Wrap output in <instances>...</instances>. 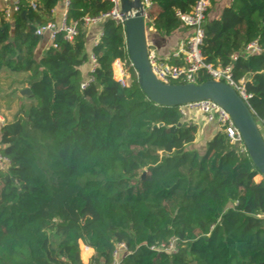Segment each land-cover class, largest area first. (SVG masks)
<instances>
[{"label":"trees","instance_id":"1","mask_svg":"<svg viewBox=\"0 0 264 264\" xmlns=\"http://www.w3.org/2000/svg\"><path fill=\"white\" fill-rule=\"evenodd\" d=\"M197 1L152 0L155 31L180 30L177 13ZM59 3L37 0L33 9L23 2L11 17L0 11V72L25 74L11 93L19 110L0 123L8 159L0 168V264H84L81 242L95 251V264H113L121 243L123 264H264V177L256 179L248 153L220 129L200 153L193 147L198 125L178 107L152 102L134 68L123 86L114 63L129 62L125 32L111 18L92 50L94 79L81 87L88 77L80 67L89 60L84 18L110 12V1L71 0L67 21L77 23V35L69 41L59 33L38 58L36 31L56 21ZM204 29V62L246 79L259 124L264 0H229ZM254 41L261 51L243 56ZM209 79L202 69L195 81ZM27 87L32 95H21ZM172 242L174 250L160 249Z\"/></svg>","mask_w":264,"mask_h":264},{"label":"built area","instance_id":"2","mask_svg":"<svg viewBox=\"0 0 264 264\" xmlns=\"http://www.w3.org/2000/svg\"><path fill=\"white\" fill-rule=\"evenodd\" d=\"M107 1H110L113 4L112 10L100 17H85L84 21L87 25L101 24L107 18H111L116 22L122 24L123 14H121V1ZM141 1L144 5L145 15L147 17L148 11L153 5L152 0ZM0 2L8 5L3 9L7 17H11L12 14L19 9L20 5L23 2H30V5L33 9L37 8V0H0ZM64 3L65 11L60 22L49 21L45 25L39 27L36 31V33L40 36H43L45 32H48L51 40V45H55L54 41L56 40L59 33H64L65 38L69 41H73L78 33L77 23H68L67 21V9L71 3V0H65ZM210 6V0H198L191 12L186 14L180 12L177 13L178 17L183 22L184 27H188L191 29L190 35L181 42L179 50L174 55V57L181 60L182 63L173 64L169 61V58L161 57L156 50L150 48L149 60L152 70L158 77V79L163 82L179 83V81L196 82L195 80L198 73L202 69H205L211 76V79L222 81L231 85L237 90L241 97L246 102H248V100L251 98V94H249L246 90V79L236 80L234 78L231 66L225 68H216L212 64L204 62L202 54V45L205 36L204 24L207 19V13ZM97 42L95 43V45L97 44ZM260 51L261 48L259 47L257 41H254L246 46L244 52H242V55L248 56ZM90 61L92 63L90 73H92L98 66L97 59L93 52L90 54ZM114 66L115 71L118 73V77L116 79L123 86H128L130 69L134 68L132 62L130 60L128 62L117 59L114 63ZM93 79L94 77L92 75H89V77L82 82L81 87H86L91 81H93ZM178 108L181 115L187 121L193 122V118L197 115H200L204 117L206 121L214 123L217 126V129L223 130L225 132L231 145L238 147V150L241 153H247V148L243 142V138L239 129L235 125L230 114L219 104L211 100H201L178 106ZM0 123H3V121ZM258 125L264 138V119ZM7 162L8 159L0 152V168H3ZM160 249L174 250L173 242L170 244L168 249H166V247L164 246ZM122 251H126V246L124 243L118 245L114 253L113 264H123Z\"/></svg>","mask_w":264,"mask_h":264},{"label":"water","instance_id":"3","mask_svg":"<svg viewBox=\"0 0 264 264\" xmlns=\"http://www.w3.org/2000/svg\"><path fill=\"white\" fill-rule=\"evenodd\" d=\"M122 26L125 32L128 58L137 74L145 95L160 106L178 107L190 102L211 100L223 107L239 129L247 153L264 177V138L248 103L231 85L209 79L202 83H166L158 79L149 60L150 44L147 33L145 8L141 0H120ZM185 27H182V29ZM21 95H32L27 87ZM163 124L161 123L160 126ZM145 173L142 174V177Z\"/></svg>","mask_w":264,"mask_h":264},{"label":"crops","instance_id":"4","mask_svg":"<svg viewBox=\"0 0 264 264\" xmlns=\"http://www.w3.org/2000/svg\"><path fill=\"white\" fill-rule=\"evenodd\" d=\"M65 0H60L59 5L55 8L54 18L56 22H60L63 13L65 11ZM229 3V0H220L214 6L211 4L207 19H213L219 17L225 5ZM6 4L0 2V11L3 10ZM148 41L150 47L156 50L161 57L169 58L171 63L176 62L178 59L174 57L175 53L179 50L181 42L186 39L190 33V28H181L172 35L162 36L158 34L153 25L151 24L147 29ZM102 34V23L87 25V40H86V52L89 54V60L85 62L81 67L84 78L88 77L91 68L90 54L92 53L95 43L98 41ZM51 46V40L48 32H45L41 38V42L37 52L40 57ZM193 123H196L199 127L198 135L193 147L200 153H204L207 147L208 141L212 139L217 131V126L214 123H210L205 120L204 117L197 115L193 118ZM262 179V177H261ZM93 254L95 251L93 250Z\"/></svg>","mask_w":264,"mask_h":264},{"label":"rangeland","instance_id":"5","mask_svg":"<svg viewBox=\"0 0 264 264\" xmlns=\"http://www.w3.org/2000/svg\"><path fill=\"white\" fill-rule=\"evenodd\" d=\"M150 11V9H149ZM146 17L147 20V29H149L150 25L152 24V18L149 15ZM38 58H40V55L38 53ZM25 74H10L7 71L0 72V122L4 121H11L17 111L19 110L20 104L19 99L16 95L11 94L12 89L17 87V82L21 81ZM114 75L117 78L118 73L115 71L114 66ZM129 84H130V78H129ZM19 86V85H18ZM21 103V100H20ZM257 180L261 179V175L256 177ZM81 254H82V260L84 264H91L90 259L93 254V249L88 247V245L81 242Z\"/></svg>","mask_w":264,"mask_h":264}]
</instances>
